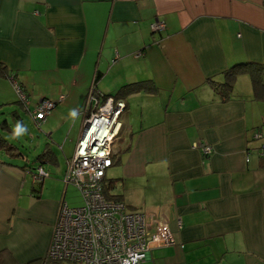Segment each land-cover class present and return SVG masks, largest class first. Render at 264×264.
Here are the masks:
<instances>
[{
    "label": "crops",
    "instance_id": "1",
    "mask_svg": "<svg viewBox=\"0 0 264 264\" xmlns=\"http://www.w3.org/2000/svg\"><path fill=\"white\" fill-rule=\"evenodd\" d=\"M156 19L164 32H153ZM248 62L264 65V0H0V63L31 108L48 98L79 115L97 72L106 93L142 80L159 87L125 99L124 148L117 143L114 156L119 195L167 218L176 239L145 264H264V97L248 72L227 102L207 82ZM16 81L0 76V97ZM70 132L63 174L81 134ZM51 153L44 168L61 164ZM29 168L0 153V259L10 263L45 258L69 205L62 178L50 172L35 192Z\"/></svg>",
    "mask_w": 264,
    "mask_h": 264
},
{
    "label": "built area",
    "instance_id": "2",
    "mask_svg": "<svg viewBox=\"0 0 264 264\" xmlns=\"http://www.w3.org/2000/svg\"><path fill=\"white\" fill-rule=\"evenodd\" d=\"M151 27L153 32L162 33L166 23L156 19ZM15 86L30 109V116L41 126L56 102L44 98L31 108L27 95L16 83ZM126 108L123 99L102 98L96 92L88 95L82 111L81 134L64 175V182L79 191L82 204L63 203L47 252L49 259L76 264H145L151 249L176 244L167 218L134 210L125 201L110 199L104 192L107 170L118 153L117 141ZM256 137L264 138L263 129L257 131ZM197 146L205 155L213 152L209 145ZM260 154L264 156V144ZM48 176L39 165L32 179L38 182Z\"/></svg>",
    "mask_w": 264,
    "mask_h": 264
},
{
    "label": "rangeland",
    "instance_id": "3",
    "mask_svg": "<svg viewBox=\"0 0 264 264\" xmlns=\"http://www.w3.org/2000/svg\"><path fill=\"white\" fill-rule=\"evenodd\" d=\"M102 87L108 88L107 85H103ZM1 89V88H0ZM3 97H0V130L11 143L16 144L21 148L24 153V158H17L19 160V164L28 165L31 168H35L37 163L39 162L38 156L42 151H51L59 157L60 166L57 164L45 163L46 172H51L52 178L58 177L64 180V168L66 166V159L64 153L62 151V147L64 146V150L66 152H72L73 146L68 144L64 145L68 131L76 137L79 136L80 131L82 130V120L83 114L72 115L69 110L63 104L59 103L51 112V114L47 117V120L39 126L30 116V113L27 109H25L24 102L21 104L18 100H20V95L18 88L16 86L7 87L3 89ZM7 99L3 103L1 100ZM23 105V106H22ZM19 116V117H18ZM126 114L123 115L122 120L125 121ZM5 120L9 122V126H5ZM52 129H49V128ZM56 128V129H55ZM55 129V130H54ZM49 130V131H47ZM51 136L49 135V133ZM49 132V133H48ZM77 132V134H75ZM69 134V133H68ZM120 148H124V139L117 141ZM124 152V150H122ZM5 158L11 157L7 152H2ZM30 169V168H29ZM122 167L120 163L116 162L112 167L107 170V178H116L117 181L116 188L112 191L115 194L122 193L125 187L124 178L122 174ZM30 172V171H29ZM49 179V178H47ZM31 180L32 174L29 175V187L31 189ZM64 187L62 185L61 190L63 191ZM60 190V191H61ZM66 200L69 202V205H81L82 199L79 191L76 189L74 185L68 186V191L66 194ZM26 264H76L69 261H59L54 259H46V258H37L32 260Z\"/></svg>",
    "mask_w": 264,
    "mask_h": 264
},
{
    "label": "trees",
    "instance_id": "4",
    "mask_svg": "<svg viewBox=\"0 0 264 264\" xmlns=\"http://www.w3.org/2000/svg\"><path fill=\"white\" fill-rule=\"evenodd\" d=\"M250 73L253 81V87H254V92L256 97H264V81H263V76H264V65L260 63H254V62H248V63H238L235 64L231 67H229L225 72H224V80L219 81L215 77H210L207 79V82L210 84L216 95H218L219 99L222 100V102H227L232 98V95L234 93V84L237 79V77L241 74L244 73ZM0 76L4 78H10L11 80L16 81V75L12 74L11 71L8 69V67L0 63ZM101 79L100 73H96L93 85L91 86L86 100L88 98V95L91 92H96L98 96L100 95L102 98H107V97H114L115 99H123L125 100L128 96L138 93V92H147V93H158L160 91L159 87L152 81V80H142V81H136V82H131L125 85H122L116 92L114 93H106L102 92L98 89L97 84L99 80ZM17 82V81H16ZM20 89L27 95L28 93L23 89V87L20 85V83H16ZM15 85V83H14ZM85 100V104H86ZM21 104L23 101L20 99L18 100ZM56 106L58 105V102L55 101ZM26 107V106H25ZM85 107V105H84ZM28 111L30 109L26 108ZM127 110V108H126ZM5 126H8V122L5 120ZM2 152H7L12 158H24V153L21 150L19 146H17L14 143H11L5 136H3L2 132L0 131V153ZM51 151H42L39 156L38 160L42 161L45 157L49 156L51 157ZM264 157V156H263ZM42 165L40 163H37L36 167L31 168L30 167V172L31 174L36 172V168ZM28 165H23V167H27ZM44 179H41L38 182H34L37 185H34L33 190L35 192L41 191V183ZM118 179L115 178H110L105 181V186H104V192L106 196L110 199L113 200H123V198L119 194H115L112 191L115 188V184L117 183ZM38 195V194H36ZM130 207V206H129ZM131 208V207H130ZM46 259H49L47 256L45 257ZM0 264H17L16 261H13V263L10 261H3L0 259ZM26 264V263H24Z\"/></svg>",
    "mask_w": 264,
    "mask_h": 264
}]
</instances>
